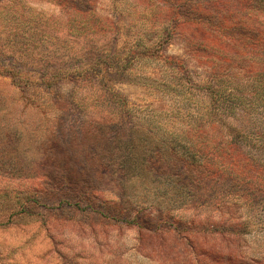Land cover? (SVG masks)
<instances>
[{
    "label": "rangeland",
    "instance_id": "1",
    "mask_svg": "<svg viewBox=\"0 0 264 264\" xmlns=\"http://www.w3.org/2000/svg\"><path fill=\"white\" fill-rule=\"evenodd\" d=\"M0 264H264V0H0Z\"/></svg>",
    "mask_w": 264,
    "mask_h": 264
},
{
    "label": "trees",
    "instance_id": "2",
    "mask_svg": "<svg viewBox=\"0 0 264 264\" xmlns=\"http://www.w3.org/2000/svg\"><path fill=\"white\" fill-rule=\"evenodd\" d=\"M257 5H258V2H257ZM121 155L126 159V156L123 152H121ZM117 166H119V168H121V170H122V168L124 170V169H126L127 164L124 163V161H122ZM116 168H118V167H116ZM87 195H84V196L82 195L83 196V198H81L83 201L82 204H84L85 207L90 208L93 212L100 211L101 213H103L104 210H107V212L113 210L112 207L110 206V204H108L106 202H98L97 200L95 201L93 199V197H88ZM114 217H118V216H114Z\"/></svg>",
    "mask_w": 264,
    "mask_h": 264
}]
</instances>
